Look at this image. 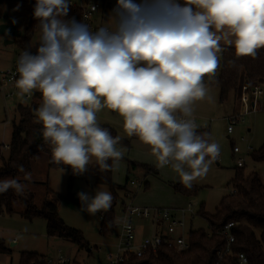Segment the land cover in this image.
<instances>
[{"label": "clouds", "instance_id": "obj_1", "mask_svg": "<svg viewBox=\"0 0 264 264\" xmlns=\"http://www.w3.org/2000/svg\"><path fill=\"white\" fill-rule=\"evenodd\" d=\"M69 9L70 0H36L39 47L34 55L25 50L17 66L19 95L42 94L37 116L52 161L74 174L86 172L92 158L103 170L118 162L119 137L97 122L107 108L123 117L128 136L150 146L158 167L170 165L191 188L220 153L197 134L192 106L206 97L203 78L218 67L221 41L237 57L255 58L264 47V0H118V19L95 32L64 20ZM9 188L24 191L14 179L0 181V193ZM77 196L89 214L112 205L109 192Z\"/></svg>", "mask_w": 264, "mask_h": 264}, {"label": "rangeland", "instance_id": "obj_2", "mask_svg": "<svg viewBox=\"0 0 264 264\" xmlns=\"http://www.w3.org/2000/svg\"><path fill=\"white\" fill-rule=\"evenodd\" d=\"M33 1L36 0H0V25L12 24L22 33L28 24ZM109 1L112 12L117 17L113 10L117 8L118 0ZM133 2L135 3V0ZM107 19L106 24L111 27L113 23L109 21L111 19L113 22L114 18L109 14ZM40 36V26L38 25L28 51H37ZM6 41H11V43L6 44ZM220 44L228 45L224 41H221ZM23 52L24 50L15 43L14 37L0 35V80L1 73L13 66L17 55ZM204 85L207 89L206 97L193 104L192 117L196 118V129L202 126L209 129L210 142L219 144L220 153L219 157L210 165L207 174L193 182V185L199 188L196 196L189 198L174 191L172 184L181 181L179 175L171 166L158 167L150 146L143 144L135 135L130 137L126 134L123 117L117 112L103 108L96 114L99 126L115 128L117 136L127 142L116 145L123 156L114 164L113 183L123 186L128 177L127 186L130 185V180L139 179L148 181V187L139 191L134 190L135 195L131 198L125 197L127 193L118 191L117 197L114 199L110 187L96 184L92 177L87 179L74 177L69 183V172L65 169L64 171L63 169H48V156L40 152L33 163V173L29 176L28 181L47 182L48 186L61 196L57 203L60 217L67 225L83 232L90 248L79 249L70 241L49 237L46 231V221L41 218L31 221L25 219L20 214L23 211V206L19 204L15 214H0V237L11 249L10 254L0 255V264H18L20 254L24 251L43 254L53 264H61V258L66 263L76 260L80 264H103L107 254L115 253L121 242V223L124 217L122 202H125L126 205L150 209H184L191 205L194 216L189 224V230L207 229L206 221L197 215V212L204 204L206 212L214 213L223 195L230 192L231 188L227 184L234 173L238 158L245 160L246 173L259 170L260 179L264 182V162L255 163L250 154H247L248 148L257 150L264 144V112L246 116L244 122L235 125L232 134L228 135V123L224 118L229 116L234 106V113L241 111L239 100L234 101L230 97L227 101L221 102L220 89L206 83ZM259 85L264 86L260 83ZM10 89L8 88L6 91L0 89V144L10 143L13 123L19 121L16 107L19 104H25L23 98L7 96V93L11 92ZM232 147H238L240 153L233 156ZM133 162L151 166L154 173L147 174L143 169L136 167L133 169L131 165ZM37 185H34L32 189L37 192L36 203L40 206L44 199V187ZM98 191L109 192L113 197L111 207L113 206L115 210V225L117 227L112 235H104L100 229V215L105 211L101 210L93 215L82 212L80 209L81 204L77 193L85 192L94 196ZM134 226L133 249H137L145 236L151 234L152 228L149 223H143L139 218L134 220ZM13 242L14 246L11 245Z\"/></svg>", "mask_w": 264, "mask_h": 264}, {"label": "trees", "instance_id": "obj_3", "mask_svg": "<svg viewBox=\"0 0 264 264\" xmlns=\"http://www.w3.org/2000/svg\"><path fill=\"white\" fill-rule=\"evenodd\" d=\"M183 4L184 1L178 2ZM32 2L30 18L21 36L15 38V43L22 50H29V46L39 25L34 18V6ZM67 21L75 18L77 22L81 19V10L70 6ZM217 53L220 66L210 77L205 75L203 83L216 86L220 89L221 102L227 101L230 97L234 101L239 100L244 86L264 84V47L257 50L255 58L251 56L237 57L235 47L222 46ZM42 97L41 95L39 96ZM41 102H33L29 105L19 104L16 112L19 121L13 123L11 140L7 144L10 147L4 152V144H0V181L16 180L24 186L22 193H17L14 188L0 193V214L13 215L17 212L18 205L23 206L20 214L27 220L41 218L46 221V231L49 237H57L74 243L79 249H89L90 245L85 239L83 232L67 225L59 215L58 200L60 195L53 191L47 182L33 183L28 181L33 173V163L40 152L48 156V169H65L69 172V183L73 178L87 179L94 178L96 184L106 185L114 196L118 191L127 190V183L123 186L116 185L112 181L114 170L113 161L109 170H103L96 163L87 165V171L83 174H74L69 166L56 164L52 161V145L43 138V125L38 120L37 110ZM109 130L116 138L117 133L109 126H100ZM197 134L205 135L210 142V134L204 128L196 129ZM127 143L119 138L118 144ZM211 143V142H210ZM255 163L264 162V144L250 154ZM132 167L138 165L131 163ZM22 168V170H21ZM148 171L150 167H145ZM40 184V185H37ZM34 185L44 187V199L39 206L36 203L37 192ZM174 191L189 198L197 195L199 188L192 185L186 188L182 183L172 184ZM230 192L223 196L214 213H208L205 205L202 204L197 215L207 223V229H191L188 231V249L177 252L166 245L160 246L155 252L146 250L141 257L135 253L126 252L121 264H241L238 261L239 255L247 257V264H264V182L261 181L258 171L246 173L244 167H235L233 178L229 181ZM228 187V188H229ZM128 195V194H127ZM100 229L104 235H112L115 231V210L112 207L104 212L100 221ZM233 223L230 234L234 242L230 245V251L225 252L228 244V236L223 233L225 227ZM221 251V260L215 255V251ZM11 253L6 246L4 239L0 238V255ZM18 264H53L49 259L37 252H21ZM60 264V263H57ZM80 264L74 260L71 263Z\"/></svg>", "mask_w": 264, "mask_h": 264}, {"label": "built area", "instance_id": "obj_4", "mask_svg": "<svg viewBox=\"0 0 264 264\" xmlns=\"http://www.w3.org/2000/svg\"><path fill=\"white\" fill-rule=\"evenodd\" d=\"M184 0H176L180 2ZM70 6L79 8L81 10V23H85L89 26V30L95 32L99 27L103 26L96 22L95 16L101 10V3L96 0H70ZM106 27V26H104ZM33 55L36 53H32ZM21 54L17 55L15 64L8 70L1 73L0 89L6 91L11 88V92L7 93L9 97H20L25 101L24 105L32 104L33 102H41L42 94L39 91L34 90L31 95L25 94L24 96L19 95V90L16 87V80L19 78L17 71L18 60ZM239 104L241 111L229 116L226 121L228 123L227 133L231 135L233 127L237 124L244 122L246 116L264 112V86L255 84L254 86H244L242 89L241 96L239 98ZM179 115V114H178ZM191 119L194 118L191 117ZM195 123V121H194ZM196 124V123H195ZM3 150L7 152L10 147L5 144ZM249 152L251 148L247 149ZM234 155L240 153L238 147H232ZM245 160L243 158L237 159V167L242 168ZM169 166V165H168ZM104 214L100 215V221L103 219ZM139 218L141 220H147L155 231L160 227L165 228L162 233H154L152 236L145 237L142 244L137 248L133 249V243L135 241V226L134 220ZM117 227V225H115ZM234 226L233 223H229L223 233L228 236V244L225 252L230 251V245L234 242V237L230 234V228ZM188 230L186 225V216L183 212L181 216L175 214L170 209H150V208H138L128 205L124 210V217L121 223V242L115 253L109 252L107 254L106 261L103 264H121L123 261L124 254L126 252L135 253L138 257H141L146 250L156 251L160 246L166 245L175 249L177 252L185 251L188 249ZM224 252L215 251V255L219 260L222 259ZM239 263L247 264V257L244 254H240L238 258ZM61 264L66 263L64 259H60Z\"/></svg>", "mask_w": 264, "mask_h": 264}, {"label": "crops", "instance_id": "obj_5", "mask_svg": "<svg viewBox=\"0 0 264 264\" xmlns=\"http://www.w3.org/2000/svg\"><path fill=\"white\" fill-rule=\"evenodd\" d=\"M96 1H99L100 3H101V10L96 14V16H95V19H96V22L98 23V24H100V25H103V26H106V27H110V26H108L107 24H106V22L108 21V19H107V17L109 18V14H111V17L113 16V18H114V20H116V19H118L117 17H115V15H114V13L112 12V8H111V2L109 1V0H96ZM135 3L136 4H140V5H143L144 3H145V0H135ZM110 23H113V22H111V19H110V21H109ZM220 45H222V44H220ZM222 46H229V45H222ZM31 53H36V52H31ZM16 62V61H15ZM15 64V63H14ZM12 67V66H11ZM234 111H235V106L233 107V109H232V112L229 114V116H231L232 114H234ZM228 115L227 116H225V120L229 117ZM194 118V121H195V123H196V118L195 117H193ZM197 121H198V118H197ZM199 128H204V129H206V130H208V132H209V134H210V131H209V129L205 126V127H199ZM112 129H114L115 130V128H112ZM116 131V130H115ZM137 137V136H136ZM138 138V137H137ZM5 145V144H4ZM251 148V147H250ZM253 151V149L251 148V151L249 152L248 150H247V154H251V152ZM233 156H234V154H233ZM95 162V158H93L89 163H91V164H93ZM134 164H136V165H138L136 168H139V169H143L147 174H149V173H154V169L151 167V166H149V165H146V164H137V163H135V162H133ZM170 166V165H169ZM236 166H237V164H236ZM145 167L147 168V167H150L151 168V170H147V169H145ZM243 167H245V162H244V166ZM133 168V167H132ZM133 169H135V168H133ZM255 171H258L259 172V170H255ZM260 174V173H259ZM233 175H234V173H233ZM233 175H232V177H231V179L233 178ZM230 179V180H231ZM126 183H128V177L126 178V181H125V184ZM176 183H182L181 181L180 182H176ZM129 186H127V190H126V192H125V194L127 193L128 195H125V197H134V195H135V193H134V190L136 191V190H141V189H146L147 187H148V185H149V183H148V181H146V180H142V181H140L139 179H132V180H130V182H129ZM227 186H228V184H227ZM229 193V192H228ZM227 193V194H228ZM227 194H225V195H227ZM225 195H223V196H225ZM222 199V198H221ZM220 202V201H219ZM127 207L128 205H126V203L125 202H122V210H125L124 209V207ZM218 206V205H217ZM163 209V208H162ZM164 209H169V208H164ZM170 210H173L174 212H175V214L176 215H178V216H181V214L184 212L185 213V216H186V225H187V230L189 231V224L192 222V219H193V216H194V213H193V210H192V208H191V205H189V207H187V208H184V209H170ZM141 220V219H140ZM142 222L143 223H149L147 220H142ZM150 224V223H149ZM150 226H151V228H152V231H151V234L149 235V236H152L154 233H157L158 231V233H162V230L164 231L165 230V228H162V227H160V229H158L157 231H155V227H153L151 224H150ZM145 237H148V235L147 236H145ZM1 238V237H0ZM71 260V259H70Z\"/></svg>", "mask_w": 264, "mask_h": 264}, {"label": "water", "instance_id": "obj_6", "mask_svg": "<svg viewBox=\"0 0 264 264\" xmlns=\"http://www.w3.org/2000/svg\"><path fill=\"white\" fill-rule=\"evenodd\" d=\"M0 35L6 36V37L18 38L19 36H21V32H19L16 29V26H14L12 24H1L0 25ZM5 43L10 44L11 41H6ZM220 65L221 64H218V66H220ZM74 200L77 201L76 198H74ZM11 245L14 246V242Z\"/></svg>", "mask_w": 264, "mask_h": 264}]
</instances>
